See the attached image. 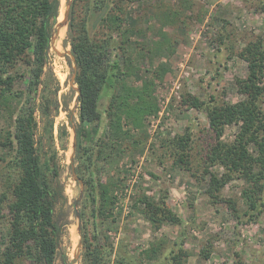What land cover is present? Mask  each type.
Listing matches in <instances>:
<instances>
[{
    "label": "trees",
    "instance_id": "obj_1",
    "mask_svg": "<svg viewBox=\"0 0 264 264\" xmlns=\"http://www.w3.org/2000/svg\"><path fill=\"white\" fill-rule=\"evenodd\" d=\"M134 1L72 0L69 8L67 35L77 66L75 83L80 90L75 171L84 183L80 202L81 264H145V259L160 257L157 243H151L140 254L132 253L127 234L114 246L107 230L117 229L112 212L117 179L114 175L104 179L98 174L115 157L140 144L132 128L124 125L141 130L144 116L158 110L152 82L143 80L139 86L129 83L131 74L139 70L130 40L137 28L127 23L125 9ZM59 3L0 0V120L6 114L10 119L7 127L0 125V232H6L0 264H55L58 256L61 264H68L66 255L60 252L64 224L56 218V204L66 199L59 180L61 168L54 136L58 85L52 88L53 79L44 71ZM240 55L248 68L245 77L234 80L240 100L218 102L211 95L205 102L188 95L182 101L206 112L209 124L203 133L211 141L201 158L203 172L208 173L213 165L224 168L221 177L210 172L211 186L218 190L232 178L244 180L241 197L247 206L245 214H258L264 186L263 42H249ZM37 96L44 121L39 139L35 136L34 115ZM231 124L238 129L231 140H223L225 127ZM67 137V128L59 126L57 139L62 149L67 147ZM191 140L187 130L163 140L162 147L171 150L175 165L188 167ZM137 201L145 202V207L134 204V209H139L155 227L162 222H181L163 198L154 202L139 197ZM201 254L209 257L208 251ZM185 255L180 248L170 260Z\"/></svg>",
    "mask_w": 264,
    "mask_h": 264
},
{
    "label": "rangeland",
    "instance_id": "obj_2",
    "mask_svg": "<svg viewBox=\"0 0 264 264\" xmlns=\"http://www.w3.org/2000/svg\"><path fill=\"white\" fill-rule=\"evenodd\" d=\"M59 2L57 22L62 20L68 0ZM125 9L127 23L137 28L130 38L135 46L130 55L139 70L131 74L129 83L139 86L143 80L152 82V96L158 110L144 116L141 130L131 124L124 125L132 128L140 144L115 157L98 173L104 179L113 175L117 179L112 208L117 229L107 230V234L114 246L127 234L128 246L135 254L151 243L160 244V257L145 259V264H178L179 261L180 264H264V186L258 214L257 211L245 214L247 206L241 197L246 186L244 180L232 178L218 190L211 186L210 172L221 177L224 168L213 165L208 173L203 172L201 158L211 141L203 133L209 124L206 112L182 101L188 95L205 102L211 95L218 102H236L242 98L234 85L235 78L245 77L248 69L240 53L249 42L261 40L264 44V0H135ZM67 24L68 20L53 33L56 34L54 47L62 53L71 51ZM51 45L44 71L45 76L53 79L52 88L58 85L54 136L61 168L59 180L66 197L63 203L56 204V218L64 224L60 252L66 255L68 264H81L82 244L76 258L74 254L80 237L76 208L80 212L82 199L75 206L80 184L74 179L70 165L71 123L76 127L78 122V104L70 120L76 96L70 85L74 63L69 55L57 54ZM38 99L37 96L34 112L36 139L43 136L44 124ZM103 103L105 106V100ZM6 118L0 120L3 128L10 122L7 114ZM102 118L104 123V114ZM59 126L68 130L65 149L58 143ZM237 129L236 124L226 125L222 139L231 140ZM187 130L192 138L191 161L188 167H180L174 164L175 156L168 147H162V142ZM73 165L76 167L75 158ZM262 182L264 185V179ZM139 197L154 202L163 198L181 222H162L155 227L139 209H134V204L137 208L145 207V202L137 201ZM82 224L81 219V242ZM5 234L0 232V247ZM180 248L187 255L170 260L172 254L180 253ZM204 251L209 252L208 258L201 254ZM55 264H61L59 256Z\"/></svg>",
    "mask_w": 264,
    "mask_h": 264
},
{
    "label": "water",
    "instance_id": "obj_3",
    "mask_svg": "<svg viewBox=\"0 0 264 264\" xmlns=\"http://www.w3.org/2000/svg\"><path fill=\"white\" fill-rule=\"evenodd\" d=\"M70 3H71V0H68L67 2V8L63 14V18L61 21L59 22H56V24L54 25V30L56 29L57 31L62 27L64 26L66 23H67V20H68V14H69V8H70ZM54 33V31H53ZM56 39V34H52V38H51V47L55 50V52L57 54H59L60 56H65L66 54L70 56L71 60L73 61V71H72V74H71V78H70V85L75 89L76 91V96H75V104L73 106V108L71 109V115H70V120L72 121V116L74 115V108L76 107V105L78 104L79 102V94H80V90L78 88V86H74V82H75V75H76V63H75V59H74V56L73 54L71 53V51H67V52H59L55 47H54V40ZM71 129H72V145H71V154H70V165H71V171H72V175L74 177L75 180L78 181V183L80 184V192H79V195L77 197V199L75 200V206L78 205V202L82 199V196H83V192H84V185H83V182L82 180L77 176V173L75 171V167L73 165V161H74V158H75V151H76V130H75V126H74V123H71ZM76 216L78 218V233H79V240H78V248H77V251L75 252L74 254V257L76 258L78 256V253H79V249L81 247V217H80V212L78 210V208H76Z\"/></svg>",
    "mask_w": 264,
    "mask_h": 264
},
{
    "label": "bare ground",
    "instance_id": "obj_4",
    "mask_svg": "<svg viewBox=\"0 0 264 264\" xmlns=\"http://www.w3.org/2000/svg\"><path fill=\"white\" fill-rule=\"evenodd\" d=\"M60 7H63V6H60ZM61 11H63V10H61ZM62 77V76H61ZM75 239H76V241H77V237H75ZM76 243V242H75Z\"/></svg>",
    "mask_w": 264,
    "mask_h": 264
}]
</instances>
